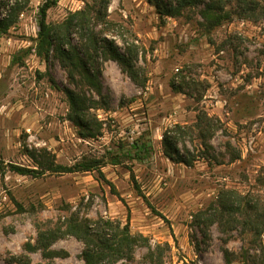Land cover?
Returning a JSON list of instances; mask_svg holds the SVG:
<instances>
[{"label":"rangeland","instance_id":"1","mask_svg":"<svg viewBox=\"0 0 264 264\" xmlns=\"http://www.w3.org/2000/svg\"><path fill=\"white\" fill-rule=\"evenodd\" d=\"M15 1L22 11L0 39V162L33 169L44 152L95 168L0 174V264H84L67 227L100 219L128 222L136 237L132 258L115 264H264V232L214 222L221 196L264 210V20L206 29L200 11L211 0L163 19L147 0H110L91 28L130 60L135 80L97 58V94L71 82L54 55H23L35 46L42 0H0L3 13ZM95 1L57 0L47 23ZM72 40L82 51L80 30ZM67 92L87 101L76 123ZM168 131L184 164L164 153Z\"/></svg>","mask_w":264,"mask_h":264},{"label":"trees","instance_id":"2","mask_svg":"<svg viewBox=\"0 0 264 264\" xmlns=\"http://www.w3.org/2000/svg\"><path fill=\"white\" fill-rule=\"evenodd\" d=\"M156 9L158 16L177 18L181 16L186 8L196 7L200 0H175L170 4L167 0H147ZM110 0H97V7L87 5L83 10L70 14L62 23L52 25L47 23V13L56 6L57 0H42L38 8L37 37L35 46L23 50V55H34L35 57L48 60L54 55L60 65L67 70L68 79L74 82L78 77L97 94L100 93L99 85L100 71L94 61L101 58L105 61H113L128 74L131 80H135L131 62L122 55L118 47L108 39L99 36L97 31L91 28V22L96 18L105 17V11ZM230 9H227V8ZM4 13L5 7L0 4V39L17 23L18 16L22 11L20 3L14 2ZM200 16L206 29H213L223 23L230 22L233 17L247 20H264V6H260L255 0H211L204 4ZM76 30H80L83 37L82 51L78 49L72 40ZM82 52V53H81ZM21 57H14L13 61L21 62ZM172 88L176 91L174 85ZM70 104L71 121L76 123L82 106L87 101L80 99L72 92H67ZM77 118V119H76ZM168 132L163 136L165 155L175 163L184 161L179 154L177 146L168 141ZM34 159L35 168L29 169L14 165L4 166L0 162V174L9 171L19 176H30L41 178L46 174H71L76 172H88L95 168L90 164H80L72 167H64L55 163L53 157L47 153H41L39 158ZM220 197L218 210H215L217 218H227L230 224H242L255 236H261L264 232V210L255 203L246 202L242 205L234 200V196ZM240 221H238V219ZM241 220L243 222H241ZM66 234L79 239L84 245L82 260L84 264H115L121 260H130L133 248L136 245V237L129 231L128 222L122 225L119 221L97 220L92 222L71 223L67 227ZM43 258L53 259L61 257L60 252H44ZM226 264L230 260L226 257Z\"/></svg>","mask_w":264,"mask_h":264}]
</instances>
